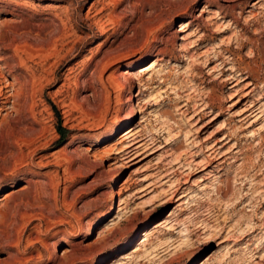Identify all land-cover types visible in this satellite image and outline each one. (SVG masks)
<instances>
[{
    "label": "rangeland",
    "instance_id": "374dc122",
    "mask_svg": "<svg viewBox=\"0 0 264 264\" xmlns=\"http://www.w3.org/2000/svg\"><path fill=\"white\" fill-rule=\"evenodd\" d=\"M0 21V264H156L184 231L165 264H264V0H0Z\"/></svg>",
    "mask_w": 264,
    "mask_h": 264
},
{
    "label": "bare ground",
    "instance_id": "6f19581e",
    "mask_svg": "<svg viewBox=\"0 0 264 264\" xmlns=\"http://www.w3.org/2000/svg\"><path fill=\"white\" fill-rule=\"evenodd\" d=\"M257 3H259V1H257L255 4H257ZM0 23H1V21H0ZM96 66H97V68H99V62H97L96 63ZM95 71V70H94ZM3 74H4V72L3 71H0V77H2L3 76ZM12 85H13V83L11 84V81H9V80H7V82H6V87H12ZM132 85V84H131ZM252 85V84H251ZM3 93V92H2ZM11 95H13L12 93L9 95V97L11 96ZM133 101V100H132ZM6 108H4V110H2L1 112H0V124H2L3 122H5L6 121V119H8V117L10 116V114H11V112H12V109L10 108V107H8V106H5ZM121 112V111H120ZM120 112H118V114H116V116L112 119V120H110L109 122H105V124H103V125H100V126H98V127H96V128H94L91 132V137H97V136H99V135H104V134H106V133H109V132H111V131H113V130H115L116 128H118L119 126H122V125H124V124H126V123H128V122H130L131 120H132V117H133V115L132 114H121ZM12 115V114H11ZM11 117V116H10ZM9 117V118H10ZM138 133L139 132H137V131H134V130H129V131H126V133L124 134V140H128V139H130V141L131 142H129V144H127V145H125L120 151H118V154H122V156H123V158L124 159H127L128 160V158H130V156H132V154H136L135 152V150L137 149V147L136 148H134L135 147V145L137 144V143H139L141 140L139 139V135H138ZM138 135V136H137ZM89 136V135H88ZM141 136V135H140ZM224 139H226L225 137L223 138V139H221L220 141H224ZM129 141V140H128ZM114 165H122L121 163H119V162H115V164ZM113 165V166H114ZM125 165V164H124ZM112 168V167H111ZM124 168V167H123ZM204 169H206V168H204ZM113 170H115V169H113ZM117 179V178H116ZM115 180V179H114ZM17 193V190H10L9 192H7V194H6V196H5V198L4 199H9V198H11V197H13L15 194ZM185 196H187V195H185V193H183L180 197H185ZM123 200V199H122ZM121 202V201H120ZM116 203V202H115ZM124 203H125V201H122L120 204H119V206H120V210H123V208H124ZM126 204V203H125ZM137 206V205H136ZM109 209H111L112 208V205H110L109 207H108ZM136 207L135 206H131L130 208L128 207L127 208V210L125 211V212H123L122 211V213L123 214H121L120 212L118 213V215L116 216V218L114 219V221H112L111 223H108L107 225H106V230L109 232V234L110 233H112V234H114V232L116 231V230H118L119 229V227L121 226V224H123L124 223V221L126 220V218H125V216L127 215V216H130V215H132V214H134L135 213V211H134V209H135ZM11 209V208H10ZM136 210H137V208H136ZM140 210V209H139ZM17 212H18V210H17V208H12L11 210H10V214L11 215H17ZM0 213H1V211H0ZM104 211H100L99 213H98V215H104ZM126 213V214H125ZM8 214V213H7ZM19 214V213H18ZM87 214H89V213H87V211H82V212H77L76 214H74V222H75V225H77V226H79L80 228L82 227V223H83V221L85 220V218H86V216H87ZM12 216V217H13ZM10 217V216H9ZM12 217H10V218H12ZM16 217V216H15ZM128 218V217H127ZM130 218V217H129ZM13 219V218H12ZM129 220V219H128ZM253 226V225H252ZM187 227V226H186ZM185 227V228H186ZM258 227V226H257ZM250 228H252V227H250ZM253 229V228H252ZM76 230V229H75ZM186 230V229H185ZM184 231V230H183ZM182 230H180V233L181 232H183ZM254 231V230H253ZM253 231L251 232V233H253ZM73 232V231H72ZM189 233V232H188ZM188 233H186L185 231L183 232V234H180V236L182 235V237H181V239H180V242H179V244H177L176 246H175V249L176 248H181L182 246L181 245H188V244H190V242H192V239H191V237H189V235H188ZM80 235V234H79ZM111 235V234H110ZM206 237V236H205ZM197 238V237H196ZM195 238V239H196ZM203 239V238H202ZM201 238H199V242L202 240ZM96 240H98V239H96ZM99 240H100V238H99ZM203 241H206V240H203ZM198 243V242H197ZM193 244H195V243H192V245ZM196 245V244H195ZM189 247H190V245H188ZM187 247V246H186ZM96 249V248H95ZM175 249H172L171 251H169L168 253H166V254H164V255H161V256H159V254H154V253H149L147 256H146V261L147 262H149V261H152L151 263H156V264H165V263H167L168 262V260H169V258L171 257V256H173L174 254V251H175ZM99 250V249H98ZM181 250V249H180ZM66 252L65 253H67L68 251H71V249H66L65 250ZM154 252V251H153ZM179 252H181V251H179ZM68 253H70V252H68ZM177 255V254H176ZM174 257V256H173ZM172 257V258H173ZM172 258H171V260H172ZM96 259V258H95ZM170 260V261H171ZM169 261V262H170ZM67 264H68V262H67ZM73 264V263H72Z\"/></svg>",
    "mask_w": 264,
    "mask_h": 264
}]
</instances>
